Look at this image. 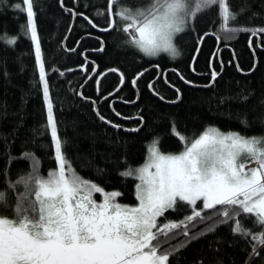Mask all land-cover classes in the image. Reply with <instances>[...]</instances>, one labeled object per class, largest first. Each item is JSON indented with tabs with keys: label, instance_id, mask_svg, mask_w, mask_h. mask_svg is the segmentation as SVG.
Returning <instances> with one entry per match:
<instances>
[{
	"label": "trees",
	"instance_id": "obj_1",
	"mask_svg": "<svg viewBox=\"0 0 264 264\" xmlns=\"http://www.w3.org/2000/svg\"><path fill=\"white\" fill-rule=\"evenodd\" d=\"M151 3L33 0L66 167L116 191L123 204L137 203V178L122 173L143 163L156 140L162 152L174 153L184 148L182 135L190 140L208 126L264 137V0H226L237 14L227 23L219 4L207 6L175 35L176 57L146 55L116 15ZM57 168L26 5L0 0V214L15 219L17 202L28 195L18 182ZM223 207L180 202L157 218L158 226L183 222L161 237L162 249L172 252L169 264H264V244L254 238L264 227L254 214L236 216L231 208L229 219ZM194 211L201 216L188 221ZM236 221L248 236L233 232Z\"/></svg>",
	"mask_w": 264,
	"mask_h": 264
},
{
	"label": "snow or ice",
	"instance_id": "obj_2",
	"mask_svg": "<svg viewBox=\"0 0 264 264\" xmlns=\"http://www.w3.org/2000/svg\"><path fill=\"white\" fill-rule=\"evenodd\" d=\"M23 3L27 28L36 45L58 168L47 177L33 173L26 182H18L26 184L28 195L17 202L15 219L0 215V264H169L172 252L163 250L160 240L183 222L158 226L157 218L180 202L195 204L202 200L204 209L227 206L222 215L229 219V208L236 216L254 214L256 222L264 227V137L248 138L216 129L207 130L190 145L186 143L179 154H162L158 140L154 141L147 162L122 173H135L141 181L136 186L137 206L116 203L117 192L106 193L103 202L97 204L93 193L104 190L76 175L70 165L66 168L45 79L33 0ZM212 4L222 7L225 23L236 19L226 0H152L147 8L121 7L116 15L126 21L125 32L133 30L132 43L146 55L165 51L176 57L179 52L172 42L174 34L184 31L188 17ZM215 76L213 72V79ZM249 159L258 161L260 167L248 168L242 161ZM3 200L4 193L0 192V202ZM200 216V211H194L186 219ZM232 230L249 235L239 221ZM254 238L264 244V232Z\"/></svg>",
	"mask_w": 264,
	"mask_h": 264
},
{
	"label": "rangeland",
	"instance_id": "obj_3",
	"mask_svg": "<svg viewBox=\"0 0 264 264\" xmlns=\"http://www.w3.org/2000/svg\"><path fill=\"white\" fill-rule=\"evenodd\" d=\"M194 6V5H193ZM210 6V5H209ZM221 7V6H220ZM221 10H222V7H221ZM192 18H193V16H190V17H188L187 18V20H186V22H185V25L183 26V27H185L186 26V23H188L189 21H191L192 20ZM132 31L133 30H129L128 32L132 35ZM30 35H31V33H30ZM175 35L176 34H174V36H173V44H174V37H175ZM37 37H38V34H37ZM38 40H39V38H38ZM34 45H35V42H34ZM175 46V45H174ZM35 48H36V45H35ZM176 48V47H175ZM161 52V51H160ZM159 53V52H158ZM46 104H47V102H46ZM48 112V111H47ZM54 118V117H53ZM51 127V126H50ZM209 129H216V130H218L219 132H221V133H224V134H228V133H238V132H236V131H230V130H222V129H220V128H218L217 126H208L203 132H201L200 134H198L197 136H195L194 138H192V139H190V140H188L184 135H182L183 137H185L186 139L184 140V144H189L190 145V143L192 142V141H194L195 139H197V138H199L200 137V135L201 134H203L204 132H206L207 130H209ZM240 136H242V137H248V138H250V137H261L260 135H243V134H240V133H238ZM54 144H55V142H54ZM151 146V145H150ZM184 147H185V145H184ZM149 151H150V147H149ZM149 151H148V155H147V158H146V160L143 162V163H141L140 165H138L137 167H135L134 168V170L135 169H139L140 167H142L146 162H147V160H148V157H149ZM159 151L162 153V154H179V153H181L182 151H184V148L181 150V151H179V152H167V153H165V152H162L160 149H159ZM242 162H244L246 165H247V167L248 168H259L260 167V165H259V162L258 161H256V160H251V159H249V160H246V161H242ZM250 162H255L256 164V166L255 167H251V166H249V163ZM67 168V167H66ZM151 171H154V169H150ZM72 174V172H69L68 173V175H71ZM136 178H137V175L134 173L133 174ZM83 180H85V181H88V180H86V179H83ZM90 182V181H89ZM141 183V181L137 178V184H136V186L138 185V184H140ZM104 190V189H103ZM137 190V189H136ZM112 192H116V191H112ZM112 192H108V191H106V190H104V192H102V193H93V199L96 201V203L97 204H99V203H102L103 202V199H104V195L106 194V193H112ZM137 197V196H136ZM115 202L116 203H119L120 205H126V206H132V207H134V206H137V204H138V200H137V203H135V204H123V203H121L120 201H118V199H117V197H115ZM198 204H200L202 207H203V203H202V200H198V201H196V203L195 204H191V205H193L194 207H198ZM0 215H2V216H4V217H6V218H10V219H13V218H11V217H9V216H6V215H3V214H0ZM168 224H170V223H168Z\"/></svg>",
	"mask_w": 264,
	"mask_h": 264
},
{
	"label": "bare ground",
	"instance_id": "obj_4",
	"mask_svg": "<svg viewBox=\"0 0 264 264\" xmlns=\"http://www.w3.org/2000/svg\"><path fill=\"white\" fill-rule=\"evenodd\" d=\"M111 11H112V6H111ZM113 21H114V19H113V17H112V22H113ZM145 71H147V70H145ZM145 71H144V72H145ZM95 72H96V70L94 71V73H95ZM144 72H142L141 74H143ZM141 74H140L137 78H139V77L141 76ZM101 76H102V75H101ZM101 76H100V77H101ZM100 77H99V78H100ZM137 78L135 79V82H136ZM120 86H121V84H120ZM120 86L118 87V89L120 88ZM151 87H152V86H151ZM118 89H117V90H118ZM255 164H256L255 162H250V163H249V166H251V167H255V166H256Z\"/></svg>",
	"mask_w": 264,
	"mask_h": 264
}]
</instances>
